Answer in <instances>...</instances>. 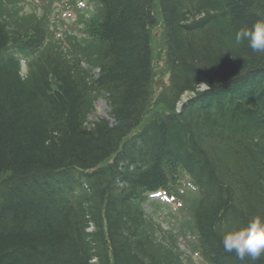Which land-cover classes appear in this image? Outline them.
Segmentation results:
<instances>
[{
    "label": "trees",
    "instance_id": "1",
    "mask_svg": "<svg viewBox=\"0 0 264 264\" xmlns=\"http://www.w3.org/2000/svg\"><path fill=\"white\" fill-rule=\"evenodd\" d=\"M10 1L0 0V264H184L172 229L161 248L144 234L139 207L142 188L174 190L176 164L202 190L186 227L203 260L264 264L221 243L229 229L264 218V53L235 42L237 30L264 19V0H84L94 9L82 37L61 39L47 22L51 0H38L42 14L16 13ZM157 26L169 85L160 119L132 138L154 94ZM18 56L28 58L24 72ZM200 84L209 89L200 94ZM102 90L113 123L88 120ZM185 91L195 96L175 115ZM73 166L95 170L73 180ZM124 175L130 190L119 187ZM81 188L88 192L71 191Z\"/></svg>",
    "mask_w": 264,
    "mask_h": 264
},
{
    "label": "bare ground",
    "instance_id": "2",
    "mask_svg": "<svg viewBox=\"0 0 264 264\" xmlns=\"http://www.w3.org/2000/svg\"><path fill=\"white\" fill-rule=\"evenodd\" d=\"M53 2V4L51 5L52 9L56 8V6L58 5V2L60 0H51ZM89 2V1H87ZM10 6H12V9L14 12L17 13V6L22 10L23 13L28 12L30 10L35 9L37 12H40L41 14L43 13V9L42 6L43 4L38 1V0H11L10 1ZM93 6V3H90ZM94 9V6L92 8V10ZM68 11V10H67ZM66 11V12H67ZM79 13H84V9L79 8L78 9ZM49 25H53L54 23V18L53 16L49 17V20L47 21ZM153 56V55H152ZM19 57V61L21 63V69L22 72H24V67H25V63L27 61V57H22V56H18ZM168 74H170V71L167 70ZM157 82L162 83L163 80L162 79H158ZM232 82H236V80L232 81ZM206 90L204 91H200L201 93H204ZM189 92V91H188ZM189 94H193V92H189ZM160 98V96L158 97ZM187 104L191 101L190 97H187ZM154 96L152 98V94L150 95L149 99H148V104L150 103L149 106H146V108L143 110V112L140 114L139 119L137 122H135L131 128H132V132L129 134V137H136V136H140L142 134V132L148 130V128L153 124V121H158L160 118V115H162V113H160V109L162 108L161 104L158 102L156 104H152L151 102L153 101ZM95 100H92V104L94 105ZM147 104V105H148ZM180 108L182 107L181 104ZM187 106V105H186ZM179 108V109H180ZM178 110V109H177ZM183 111L185 112V108L179 110L180 114L183 113ZM121 144V143H120ZM119 146H117V151L119 152ZM140 166H142V164H140ZM130 168V172L134 171V166H129ZM95 169L94 168H90L87 170H80L79 168L73 166L70 169V174L71 176L69 177V179H73L75 178V176H77V174H80V171H84L85 173L91 174L93 173ZM171 173H170V177H167L168 182L172 181V187L175 186L173 191H162L160 189H156L154 191V193L156 194H161L163 193L164 195H166L168 198H171L173 196H177L180 197L182 199L186 198V200H189V196H196V203L198 202V200L200 199V197L202 196V190L200 188V186H196L195 183L193 182V185L190 183L191 182V178H190V174L187 170H185L184 168H182L179 165H174V167L172 169H170ZM120 172L125 173V171L120 170ZM74 175V176H72ZM185 176V177H183ZM124 178H126V180L123 181H119L122 184L120 185L119 183V187L124 189V190H130L131 188V181H128V176L124 175ZM76 179V178H75ZM83 184V183H82ZM133 188H136L135 185H133ZM138 189H133L130 191V193H128L129 196H134L136 193L135 191ZM148 189H141V196L142 193H148L149 191H147ZM73 194H81V193H87L88 189L87 188H81V189H73L71 190ZM68 195H70L71 193L66 192ZM81 196V195H80ZM139 197H140V193H139ZM141 200V197H140ZM196 203L194 204H189L187 206V209L189 212L193 211ZM142 214L144 215L142 217V222H141V228L144 231V234L147 235L155 244H158V246L161 248V241L162 239L165 237V232H169L170 230V226L168 227H163V226H157L156 225V221L155 219L151 216V213L146 205V203L144 202V199L141 200V203L139 205ZM167 213V212H166ZM168 214L170 217H174L175 216V212L170 211V209H168ZM163 222H165L163 220ZM88 231H93L95 229L93 224H89V227L86 228ZM197 246L195 244V241H189L186 245H182V246H178L179 248H175V249H180L184 255L186 256L187 254L193 257H196L200 260H203V256L201 253L200 249H197ZM170 256L173 257L172 254H170Z\"/></svg>",
    "mask_w": 264,
    "mask_h": 264
},
{
    "label": "rangeland",
    "instance_id": "3",
    "mask_svg": "<svg viewBox=\"0 0 264 264\" xmlns=\"http://www.w3.org/2000/svg\"><path fill=\"white\" fill-rule=\"evenodd\" d=\"M58 8V6H56ZM59 12H64L62 9V7L58 8ZM53 14H55L57 17L59 15L58 12L56 11H52ZM73 12V10H72ZM70 10L67 11L66 13V17H61L59 15V21L56 22L58 20V18L55 15H52L54 18V23H53V30H56L58 33L56 34V38L61 39L66 35H75L77 36L78 33H80L78 31V27L80 29L84 30V22L86 19H88V17H90V13H87L84 19H82L80 22L78 21V25L77 28H72L73 26L70 24L72 23V20L74 19V14L72 13ZM65 13H62V16L65 15ZM84 17V16H83ZM61 19V21H60ZM152 39H151V46H152V54H153V61H152V65H153V86H154V99L151 102L152 104H155V102H161L162 100L159 99L158 97L161 95V92L166 89V87H168L169 85V74L167 72V63L165 62V41H164V35H163V29L161 28V26H157L155 28L152 29ZM79 53V52H78ZM92 74L93 76H97V70L96 69H92ZM158 79H162L163 82L159 85L156 86V82L158 81ZM198 90L200 91H204L209 89L208 86H206L205 84H200L197 86ZM219 90V88H216ZM215 93V92H214ZM214 93L212 94V96L214 95ZM190 97V100L194 98V94H189V92H183L182 95L179 97V102H177L175 109H174V113L175 115H180L179 110H181L186 104H187V97ZM193 97V98H192ZM182 105V107L180 108V105ZM180 108V109H179ZM178 109V110H177ZM100 118H105L107 120H109L110 123H113L114 119L113 117H111V115H109V105H108V101L106 99V94L103 93V90L101 92V94L98 95V97L95 99L94 105H93V110L91 112V114L88 117V120L90 122L92 121H96L97 119ZM168 209H170V211L172 212H176V207L173 204H166ZM168 209L164 208V209H158V211L161 213L160 217L159 215H157V218H160V222L163 224V227H166V223L163 222L164 221H168V222H174L176 220L177 217H181V214L177 213V216L175 217H170L168 214ZM167 212V213H166ZM156 220V218H154ZM157 221V220H156ZM197 260V261H196ZM192 263L191 264H198V259L197 258H193L192 257Z\"/></svg>",
    "mask_w": 264,
    "mask_h": 264
},
{
    "label": "clouds",
    "instance_id": "4",
    "mask_svg": "<svg viewBox=\"0 0 264 264\" xmlns=\"http://www.w3.org/2000/svg\"><path fill=\"white\" fill-rule=\"evenodd\" d=\"M244 41L254 53H264V19L236 31L235 42ZM221 243L224 252L235 254L240 261L261 260L264 258V218L254 216L245 225L229 229L222 234Z\"/></svg>",
    "mask_w": 264,
    "mask_h": 264
},
{
    "label": "water",
    "instance_id": "5",
    "mask_svg": "<svg viewBox=\"0 0 264 264\" xmlns=\"http://www.w3.org/2000/svg\"><path fill=\"white\" fill-rule=\"evenodd\" d=\"M159 84H160V82H158V83L156 84V86H159Z\"/></svg>",
    "mask_w": 264,
    "mask_h": 264
}]
</instances>
